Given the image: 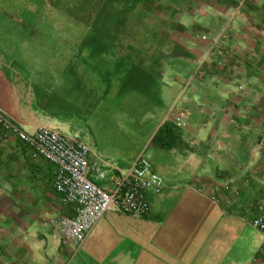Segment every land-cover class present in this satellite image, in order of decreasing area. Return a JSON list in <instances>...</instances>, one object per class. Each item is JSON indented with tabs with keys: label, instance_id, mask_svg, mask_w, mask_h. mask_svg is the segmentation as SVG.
I'll list each match as a JSON object with an SVG mask.
<instances>
[{
	"label": "crops",
	"instance_id": "obj_1",
	"mask_svg": "<svg viewBox=\"0 0 264 264\" xmlns=\"http://www.w3.org/2000/svg\"><path fill=\"white\" fill-rule=\"evenodd\" d=\"M6 1L0 112L114 171L146 158L164 186L143 192V218L106 212L75 245L49 223L76 214L57 166L0 126V264H264L251 225L264 214V0H78L72 17L27 18Z\"/></svg>",
	"mask_w": 264,
	"mask_h": 264
},
{
	"label": "built area",
	"instance_id": "obj_2",
	"mask_svg": "<svg viewBox=\"0 0 264 264\" xmlns=\"http://www.w3.org/2000/svg\"><path fill=\"white\" fill-rule=\"evenodd\" d=\"M0 126L15 133L40 156L57 166L55 189L65 202L76 205V214L74 217H54L49 223L57 228L65 241L75 245L84 242L106 212L143 218L149 207L143 192L159 194L164 186L163 179L152 170L146 158L139 157L127 170L114 171L104 162H89L90 150L85 143L71 141L57 131L23 132L1 112ZM90 176H96L106 184L100 187ZM251 225L264 232V214Z\"/></svg>",
	"mask_w": 264,
	"mask_h": 264
},
{
	"label": "rangeland",
	"instance_id": "obj_3",
	"mask_svg": "<svg viewBox=\"0 0 264 264\" xmlns=\"http://www.w3.org/2000/svg\"><path fill=\"white\" fill-rule=\"evenodd\" d=\"M6 8L12 9L20 13L24 18L29 17L34 11H64L65 14H70L71 17L77 15L78 11L83 9L82 2L78 0H10L6 1ZM14 35V34H11ZM48 36H59L60 34L48 33ZM90 179L102 187L106 184L105 181L98 179L96 176H90Z\"/></svg>",
	"mask_w": 264,
	"mask_h": 264
}]
</instances>
